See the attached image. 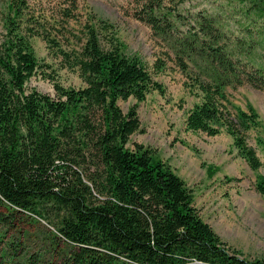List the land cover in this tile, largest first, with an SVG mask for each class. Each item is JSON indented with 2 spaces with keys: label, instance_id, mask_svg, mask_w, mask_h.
Segmentation results:
<instances>
[{
  "label": "trees",
  "instance_id": "1",
  "mask_svg": "<svg viewBox=\"0 0 264 264\" xmlns=\"http://www.w3.org/2000/svg\"><path fill=\"white\" fill-rule=\"evenodd\" d=\"M78 0H56L54 12L35 10L30 0H6L0 36V264H264L226 246L193 204L190 190L172 167L140 142L136 104L162 90L145 62L125 51L117 36L101 42V30L86 23L74 33ZM240 11L263 20L264 0H242ZM251 12V13H250ZM254 15V16H253ZM190 23L163 0H144V19L165 40L183 70V56L197 66L193 87L200 97L185 127L215 134L224 125L238 153L252 168L264 166L245 140L258 113L232 104L225 87L246 77L264 87V65L255 45L234 32L235 46L219 42L217 15L193 11ZM101 27L112 24L100 20ZM181 25H186L182 28ZM247 29V27H245ZM61 52L84 81L55 85V94L28 88L38 66L32 37ZM75 45L63 47V40ZM72 45V46H71ZM264 146V137L257 135ZM213 170H210L212 174ZM256 189L264 193V174ZM42 231L46 245L30 251L27 240Z\"/></svg>",
  "mask_w": 264,
  "mask_h": 264
},
{
  "label": "rangeland",
  "instance_id": "2",
  "mask_svg": "<svg viewBox=\"0 0 264 264\" xmlns=\"http://www.w3.org/2000/svg\"><path fill=\"white\" fill-rule=\"evenodd\" d=\"M56 0H30L33 8L41 12H54ZM78 17L70 23L74 33L86 23H95L101 30L102 44L117 36L125 51L137 54L145 62L154 80L160 83L162 90L150 88L145 98L136 100L130 96L119 99L123 110L136 104L140 118V130L134 131L127 142L132 148L134 142L147 147L155 157L166 161L185 182L190 190L193 204L201 217L207 221L230 249L244 256H264V193L256 189L255 182L259 174H264V166L252 168L247 160L238 153L233 136L224 125L215 134L203 130L185 127V117L192 105L200 97L194 88L193 75L197 66L187 56L183 59L188 68L183 70L177 63L172 49L159 34L144 20V0H78ZM6 0H0V36L3 32L2 12L7 9ZM184 17V24L190 23L192 12L217 15L212 29L215 33H227L219 42L228 47L235 46L234 32L244 36L246 43L255 45V55L264 65V33L259 25L263 20L253 17L251 20L242 15V0H163ZM251 13V12H250ZM254 16V15H253ZM108 21L109 29L101 27V21ZM185 28L186 25H181ZM247 27V29L245 28ZM63 40V47L75 45L80 40L72 37L70 44ZM38 66L25 82L26 87L51 95L55 94V85L79 86L84 81L75 67L64 59L61 52L48 44L41 36L31 39ZM72 46V45H71ZM246 65L242 68L243 80L239 84L225 87L232 104L246 107L250 102L258 113L257 128L246 131L247 144L255 149L257 156L264 162V146L257 141V135L264 137V87L249 82L247 75L255 72ZM246 109V108H245ZM210 170H213L210 174ZM2 228V226H0ZM31 230L40 229L36 225ZM30 251L44 248L42 231L26 242Z\"/></svg>",
  "mask_w": 264,
  "mask_h": 264
}]
</instances>
